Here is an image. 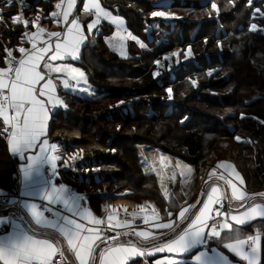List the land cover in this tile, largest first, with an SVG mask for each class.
<instances>
[{"label": "snow or ice", "instance_id": "snow-or-ice-1", "mask_svg": "<svg viewBox=\"0 0 264 264\" xmlns=\"http://www.w3.org/2000/svg\"><path fill=\"white\" fill-rule=\"evenodd\" d=\"M17 2L0 0V26L6 32L22 28L18 33L19 46L0 44V140L16 161L11 177L16 182L15 194L0 190V197L5 198V207L0 210V264H264V191H247L244 177L230 163L220 162L207 174L205 185L209 190L202 193V199L174 205L175 211L165 209L166 218L148 202L138 205L139 211L129 213L124 209L126 215L121 219H117L119 206L106 205V219L98 217L88 206L86 193L58 182L61 168H73L76 161L83 160L82 149L69 153L50 137V120L56 110L68 108L67 101L58 94L59 88L83 98H92L96 91L85 71L68 61L80 60L82 46H86L93 29L100 31L102 20L115 25L108 44L121 58L128 56L126 41L135 42L140 49L147 45L100 0H81L82 7L78 0H55L54 4L49 0L50 8H37L31 19L20 11L26 0H20L16 12L5 11ZM229 5L237 11L246 7L250 20H259V24H248L250 33L264 32V0H244L243 4L228 0L225 7ZM211 10L219 15L215 2L211 3ZM81 14L87 18L83 22ZM158 17L179 18L169 11L150 12V18ZM42 19H50L60 30L47 31L41 25ZM217 47L222 49V41L217 40ZM193 56L192 46L188 45L154 60L153 78L161 77L163 71H174V66ZM215 72L209 68L206 74L212 77ZM190 84L196 88L198 80L190 79ZM165 91L172 101V87ZM125 103L118 101L115 107ZM256 119L264 125V120ZM234 139L240 141L241 137L236 135ZM167 161V157L160 156L161 168H151L161 179L165 200L170 199L162 172ZM176 168L181 176L185 169L192 171L180 161ZM218 170H222L219 175ZM175 178L173 172L169 179ZM217 181H224L230 195ZM146 207L151 209V216L141 217ZM137 218L142 219L146 229L132 227ZM250 228L254 229L253 234H248Z\"/></svg>", "mask_w": 264, "mask_h": 264}, {"label": "trees", "instance_id": "trees-1", "mask_svg": "<svg viewBox=\"0 0 264 264\" xmlns=\"http://www.w3.org/2000/svg\"><path fill=\"white\" fill-rule=\"evenodd\" d=\"M180 1L182 4L178 1L172 7L187 16L168 29L165 39L156 45V37L161 36L155 30L146 32L152 22L150 12L156 9L151 0H101L147 47L140 49L130 42L128 57L117 56L104 45L103 38L111 30L102 24L96 44L87 47L81 59L95 95L70 101L69 109L55 114L50 124L52 130L77 131L78 138L72 141L77 146L101 149L96 153L100 157L99 180L88 185L105 186L107 193L130 191V198L151 200L161 212L173 209V200H165L156 177L143 171L140 145L184 160L196 173L215 162L229 161L244 177L248 190L264 189V125L256 119L264 120V34L248 31L252 20L245 14L249 11L246 7L240 11L231 5L225 7L228 0H208L206 4L201 1L207 0ZM212 2L218 5V18L207 16ZM236 2L243 4L244 0ZM39 5L44 10L50 8L49 0H26V6L20 9L18 0L15 7L5 11L20 9L25 18L31 19ZM21 31L17 27L14 32H6L0 26V44L18 45ZM217 40L222 41V49L217 47ZM187 45L192 46L200 68L181 65L174 71L173 80L167 74L160 80L153 79V61L176 46ZM209 68L216 69L212 77L206 74ZM188 77L197 78L196 89ZM169 86L173 89L170 104L165 91ZM136 98L138 101H134ZM121 100L126 101V107L116 108ZM184 117L187 119L181 124ZM236 135L240 141L234 139ZM14 169V160L0 140L1 189H13ZM81 187L82 182L79 191ZM100 202V196L88 197V205L95 210Z\"/></svg>", "mask_w": 264, "mask_h": 264}, {"label": "crops", "instance_id": "crops-1", "mask_svg": "<svg viewBox=\"0 0 264 264\" xmlns=\"http://www.w3.org/2000/svg\"><path fill=\"white\" fill-rule=\"evenodd\" d=\"M36 1H38V0H36ZM42 1H48V0H42ZM151 1H152V5L156 7L155 10L169 11L171 13H174L176 17H179L178 19L177 18H171V19H168V20H165V19L159 18V17L158 18H151L152 22L148 24L146 32L150 33L152 30H155L156 33H157L156 35H160L161 36V37L158 36L155 39L156 40L155 44L158 45L161 40L165 39V36L168 34V31L172 30L177 22L182 21L184 16L185 17L187 16V13L185 15H182L176 9H174L172 7L173 4H177L178 1H179L180 4H182V2L180 0H151ZM100 2H101V0H100ZM208 2H209L208 0H207V2H204V1L202 2L201 1V3H204V4H206ZM54 3H55V1H54ZM101 4H102V2H101ZM169 5H171V6L169 7ZM78 6L82 7L81 0H78ZM102 6H103V4H102ZM37 8L43 9L41 5L36 7V10H37ZM110 11H112V10H110ZM112 12H113L114 15H117L114 11H112ZM210 12H211V16L209 15ZM212 13L214 15H212ZM207 16H208V18H211V17L218 18V16H219V15L217 16L216 12H212L211 3L209 4V7L207 9ZM30 18H33V15H31ZM80 18H81L82 22L87 19L86 17H83L82 14H81ZM251 22H257L259 24V20H255V21H251ZM102 24H104L105 26L109 27L110 30H111L110 33H108V35L103 38V42H104L105 47L110 52H112V53L116 54L117 56H119V54L116 51H114L111 47H109V44H108V41L112 39L113 34L116 31V27H115V25L110 24L108 21H103L102 20L101 24L99 25L100 31L97 33L96 29H93V35L95 37V41L93 42V35H89L88 36V40L86 41V46H82V56H81L80 60L79 61H68V62L72 63L73 66L80 67L82 71H83V69L81 67V59L83 57V54L87 51V47L96 44L98 36L101 35V25ZM124 24H125V21H124ZM41 25L47 31H59L60 30V28L56 24L52 23L50 21V19H42L41 20ZM155 25H158L159 27L157 28V27H155ZM163 26L165 28H163ZM125 28L128 31H130L126 27V24H125ZM197 28H198V25L196 26V28L194 29L193 33L191 34L190 40L194 37V34H195ZM31 30L34 31L35 29H31ZM85 30H86V25H85ZM257 33L264 34V32H257ZM149 40H152L151 36H149ZM130 42H133V41H126L125 42L126 51H127L128 55H129V43ZM17 46H19V45H17ZM25 46L29 47L30 45H25ZM184 48H186V46ZM176 49H183V48L181 46H176L172 50H176ZM171 51H169V52H167L165 54H168ZM15 54L17 56L19 55L18 52H16ZM165 54H163V56ZM162 57L160 59H162ZM167 63L168 62H165V66H167ZM187 64H194L195 66L200 68V66L195 61V55H194L192 58H190L187 61H183L182 60V62H181V64L179 66H174V71L176 69H178L181 65H187ZM154 70H156V66L155 65H154V68H153L152 72ZM174 71H172V72L163 71V75L161 77L155 78V80H160L166 74L170 77V79L173 80L174 79ZM190 79H197V78L196 77H188L189 81H190ZM58 94L61 96L62 99L66 100L67 103L72 101L74 98H83L82 95H78V94L73 93L72 91H69V90H64L62 87L59 88ZM94 95H95V93L93 94V96ZM167 102L169 104L171 103V101H169L168 99H167ZM116 105H117V103H116ZM120 107L121 108L122 107H126V103L122 104V105H120L119 107H116V108H120ZM64 111H65V109L59 108V109L56 110V114L62 113ZM51 120H50V124H51ZM63 133H64V131H62V130L61 131L52 130L51 127H50V137H51V139L53 141L58 142L60 144V146L63 149H65L67 152H69V153L72 152V151L78 150V149H82L83 150V160L82 161H80V160L76 161L75 162L76 166L73 167V168H66V170H63L61 168L60 169V176L58 178V182H63L67 186H69L70 188H72L74 190H77V191H79L78 187L80 186V183L82 182L83 183V187H81L82 188L81 191H83V190L87 191L90 196H100L101 197V202L99 204V209L98 210H95L93 205H88L92 209L94 215L106 219V213L104 212V207L106 205H113V206H119L118 207V211H117V219H119L120 215H124L125 214V212L123 211L124 209H127V211L129 213L132 212L133 210L139 211L137 206L140 205V204H143L145 202H148V203H151L157 209L159 215L162 218H166L167 212L165 210L161 212L159 210V208L151 200H147V199L136 200V199L130 198L129 197L130 196V191H125L124 193H121V194H112V193L105 192L104 190L100 189L99 187H90L91 185H88V184L91 181H97L98 174H100V167L98 166V164L100 163V161H99L100 157L96 156V153H98V151H94L96 153L88 152L89 149H85L84 147L77 146V145H75L72 142V140L75 139L74 138L75 136L72 137V138H69V136H65ZM62 138H64V139L62 140ZM96 147L97 146L94 145L91 150L95 149ZM147 150H149V149H146V151ZM151 151H152V154H153L154 158L156 156L158 157L157 158L158 159L157 162H158L159 168H161L160 156H163L162 152H160L159 150H156V149L155 150H151ZM8 153H9V151H8ZM146 154L148 155V153H146ZM139 158H140V156H139ZM139 161H140V159H139ZM149 161L150 160H146L143 163L140 162L143 171L145 170V168H146V170H148V167L152 168L154 166V164H150ZM220 162H227V163L232 164L229 161L221 160V161L215 162L211 167H213L215 164H218ZM167 163H168V166L164 167L162 169V171L168 170L172 166L170 164V162L167 161ZM14 166H16V161L15 160H14ZM211 167H206L205 170L203 169V170H201V171H199L197 173L195 172V170H193L194 171L193 174L192 173H189V174L186 173V174H184V176L179 175V172L176 171V178L178 180L181 179V184H180L181 185V191H180V189H178V191L175 192L174 191L175 189L172 187V184L168 183L167 189L169 191L170 198L173 200V209H170V210H167V211H175L176 208L174 207V205L183 204L185 201H187L189 203H194L198 198L202 199L203 198L202 193L207 191V190H209L207 188V186L205 185V180L207 179V174L209 173L207 171ZM97 168L99 169V171H93V169H97ZM234 168L236 169L235 166H234ZM85 169H87V171ZM221 171L222 170H220V172ZM236 171H238V170L236 169ZM170 172H172V171H170ZM150 174H153L156 177V175L154 173H150ZM233 182L237 183L238 187H241L239 185L238 181H236L234 178H233ZM217 183L219 184V186L221 187V189L223 191H225L228 195H230V189L227 187V185H225L224 181H217ZM209 184H211V182H209ZM180 185L178 183L176 187L179 188ZM84 186H89V187H84ZM13 187H14V185H13ZM243 187L247 191H249L250 193L254 192V191L248 190L245 184L243 185ZM0 190H3V189L0 188ZM12 190H14V189H12ZM160 191H161V189H160ZM259 191H264V189L263 190H259ZM259 191H256V192H259ZM161 193L163 195L162 191H161ZM225 204H226V202H225ZM4 207H5L4 204H0V210L4 209ZM140 215H141V217L143 215L151 216V209L146 207L145 208V212L141 213ZM150 223H153V221H150ZM253 224L256 225V227H261L257 222H253ZM132 227H134V228H136L138 230L147 228V226L144 225L142 219H140V218H137L133 222ZM152 230L156 231L155 229H152ZM253 233H254V229H251V228L248 229V234H253ZM261 245H262V255H264V227L261 228Z\"/></svg>", "mask_w": 264, "mask_h": 264}, {"label": "rangeland", "instance_id": "rangeland-1", "mask_svg": "<svg viewBox=\"0 0 264 264\" xmlns=\"http://www.w3.org/2000/svg\"><path fill=\"white\" fill-rule=\"evenodd\" d=\"M19 45V44H18ZM17 46V45H16ZM173 51V50H172ZM15 54V53H14ZM16 55V54H15ZM75 99V98H74ZM73 99V100H74ZM134 101H138V99L136 98V99H134ZM172 102V101H171ZM116 103H118V102H116ZM116 105V104H115ZM68 109H69V107H68ZM66 110L67 109H65V111L64 112H66ZM57 131H61V130H57ZM65 136H69V138H72V137H74L75 139H73L72 141H75L76 140V138H78V133H77V131H74V130H64V133H63ZM64 138H62V140H63ZM93 146L94 145H87V147H85V148H88L89 150H88V152H93V153H96V152H94V151H98V152H100L101 151V149L100 148H98V147H96L95 149H93V150H91L92 148H93ZM81 147H83V146H81ZM148 146H145V145H140V147H139V149H140V162L141 163H143V162H145L146 160H150L149 161V163L150 164H154V166L153 167H155V168H159V165H158V157L156 156L155 158H154V156H153V154H152V151L151 150H155V149H149V150H147L146 151V149L145 148H147ZM86 152V151H85ZM102 152V151H101ZM106 152H108V151H106ZM92 153V154H93ZM146 153H148V155L146 154ZM162 155L164 156V157H167L168 158V162H170V164L172 165L168 170H164V171H162L163 172V174H164V178H163V184L165 185V187L167 188L168 187V183H171L172 184V187L175 189L174 191L176 192V191H178V189H180V191H181V179L180 180H178L177 178H175V180H171V179H169V177L173 174V172H175L176 173V171H178V172H180V169H177L176 168V162L177 161H180L181 162V164L182 165H187L188 166V168H191V173L193 174V170H194V167L191 165V164H189L188 162H186V161H184V160H181V159H179V158H176V157H173V156H170V155H168V154H164V153H162ZM172 171V172H170V171ZM146 173H154L155 175H156V179H157V182H158V187H160L159 189H161V179H160V177H158L157 176V174L155 173V172H153V171H151V168H149L148 167V170H146V168H145V170H144ZM100 172H101V169H100ZM184 173L186 174V173H188L187 172V169H185L184 170ZM189 174V173H188ZM101 176V175H100ZM99 180V174H98V179H97V181ZM179 181V182H178ZM96 182V181H95ZM179 183V185H180V187L179 188H177L176 186H177V184ZM84 187H89V186H84ZM90 187H93V186H90ZM100 188V187H99ZM100 189H102V190H104L105 192H106V190H105V186H103L102 188H100ZM110 193H112V194H121V193H114V192H110ZM124 193V192H123Z\"/></svg>", "mask_w": 264, "mask_h": 264}, {"label": "built area", "instance_id": "built-area-1", "mask_svg": "<svg viewBox=\"0 0 264 264\" xmlns=\"http://www.w3.org/2000/svg\"><path fill=\"white\" fill-rule=\"evenodd\" d=\"M216 165H217V164H215L213 167H211L210 169H208L207 172H210L211 169H213ZM62 169H63V170H66V168H62ZM219 173H220V170H218L217 175H219ZM15 185H16V182L14 181V187H13V189L15 188ZM73 190H74V189H73ZM75 191H77V190H75ZM9 192L12 193V194H15V193H14V190H11V191H9ZM78 192H80V193H86V194L88 195V197H89V193H88L87 191H84V190H83V191H78ZM4 199H5V198H3V197L0 198V204H3ZM125 215H126V214H124V215H120V216H119V219L124 218ZM128 218L130 219V217H128ZM105 226H106V225H105Z\"/></svg>", "mask_w": 264, "mask_h": 264}, {"label": "water", "instance_id": "water-1", "mask_svg": "<svg viewBox=\"0 0 264 264\" xmlns=\"http://www.w3.org/2000/svg\"><path fill=\"white\" fill-rule=\"evenodd\" d=\"M90 196V195H89Z\"/></svg>", "mask_w": 264, "mask_h": 264}]
</instances>
